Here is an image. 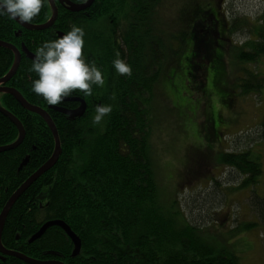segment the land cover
I'll return each mask as SVG.
<instances>
[{"label": "trees", "instance_id": "obj_1", "mask_svg": "<svg viewBox=\"0 0 264 264\" xmlns=\"http://www.w3.org/2000/svg\"><path fill=\"white\" fill-rule=\"evenodd\" d=\"M68 1L82 4L88 0ZM154 2L156 0H94L90 8L72 11L56 0L58 19L50 29L40 31L27 30L7 15L0 16V40L14 44L22 52L18 70L5 85L22 92L20 94L32 105L47 108L57 125L62 147L57 163L28 187L9 211L2 232V245L6 249L38 260L53 259L65 264H240L239 256L229 246L203 239L199 235L200 226H194L184 219L178 202L173 201L166 209L158 195L149 143L154 116L152 99L155 94L153 88L160 81L161 68H164L163 61L168 60L169 56L158 52V45L162 43L164 46L163 38L155 39L147 32L144 34L143 21L139 22L142 17L136 15L138 6H145L146 13ZM133 6L135 17L130 16ZM52 11L47 0L31 23L48 22ZM125 11H129L130 15ZM119 12L130 18L127 19L125 31L116 19ZM105 16L111 19V42L117 51L112 55L103 53L105 48L101 46L103 43L100 39L95 48V42L92 43L94 35L91 43L85 41L84 48L86 60H96L101 70L105 65L102 63L107 59L104 86H94V93L89 97H83L79 92L73 93L71 97H81L87 103L83 116L72 119L56 109L51 110L52 105L31 89L36 74L30 72L29 68L36 49L43 41L58 38L59 32L69 31L73 24L90 26L93 20L101 21ZM208 16L210 27L205 25L206 18L202 17L196 20L198 22L192 31L194 36L190 43L189 38H180L178 42L181 46H190L189 52L185 48L188 59L196 61L198 55L191 52L195 50V37L199 35L203 39V47L211 51L205 55L209 58L206 81L208 83L209 78H213L211 82L216 88L213 91L222 96L223 102L229 98L225 94L229 78L227 57L235 58L233 64H245L255 62L264 55V27L258 30V39L239 46L231 38L228 41L226 25L220 19L221 36L217 38V18L215 22L212 13ZM199 27L206 36L196 32ZM203 28H213L211 40ZM117 53L131 65V76L109 69L113 65L110 58L115 59ZM154 54L158 59L156 62L151 61ZM14 60L15 52L0 46V77L7 75ZM212 65L215 66L213 73L210 72L214 68ZM173 70L170 80H163L165 83L169 81L170 85L178 75V71ZM197 70L185 68L183 77L188 88L192 86ZM245 74V78H236L235 88L239 87L244 95L260 91L263 87L260 75L249 71H245ZM219 80L225 81L224 86L219 85ZM97 104H111L112 112L104 118L102 125L93 126L91 121ZM80 105L78 101L66 100L60 106L76 109ZM0 106L17 116L26 130L20 146L0 153L1 215L15 190L54 154L56 141L45 119L20 105L14 95L0 92ZM261 126L264 133V121ZM214 132L217 134L218 128ZM18 137V127L0 111V147L12 144ZM219 161L229 164L233 170L245 176L240 184L243 188L253 187L264 172L260 156L250 150L221 152ZM254 192V209L259 221L264 222V192L261 196L256 194L258 191ZM59 219L65 221L80 238V255H73L74 242L60 226H51L39 239L29 241L48 220ZM254 225L256 223L252 222L246 228ZM1 253L0 264H28L20 257Z\"/></svg>", "mask_w": 264, "mask_h": 264}, {"label": "rangeland", "instance_id": "obj_2", "mask_svg": "<svg viewBox=\"0 0 264 264\" xmlns=\"http://www.w3.org/2000/svg\"><path fill=\"white\" fill-rule=\"evenodd\" d=\"M125 12L129 14V11ZM210 13L215 22L217 18L216 31L220 29V19L226 25L228 41L231 38L239 46L258 39V30L264 27V0H156L147 9L145 19L139 21H143L144 34L147 31L151 38H163L165 49L162 43L157 49L160 55L167 53L169 56L163 61L164 68H161L160 81L153 88L155 94L152 99L154 116L149 143L158 195L166 209L173 201L178 202L184 219L200 226L199 235L207 242L229 246L239 256L240 264H264V222L259 221L252 201L254 191H258V196L264 192V172L253 187L243 188L240 184L245 176L219 161L221 152L250 150L260 156L264 170V133L261 126L264 121V55L245 64H233L235 58L227 57L229 78L225 94L229 98L222 102V96L213 91L216 89L211 82L213 78H209L208 83L206 81L209 58L205 55L211 51L203 47L204 41L198 35L192 53L198 55L199 68L196 76L194 73L192 86L188 88L183 76L189 57L186 50L189 52L190 46H181L178 41L189 38L190 43L196 20L202 17L206 18L205 25L210 27ZM130 16L136 15L132 13ZM116 19L122 30L127 26V19L130 20L121 12ZM110 21V17L105 16L101 21L93 20L83 29L86 43H91L94 35V47L100 39L101 46L105 48L103 53L112 55L117 50L112 47L113 27ZM201 28L196 32L206 36ZM203 29L211 40L213 28ZM152 57V62L158 60L155 54ZM110 59L111 62L114 60ZM107 63V59L102 63L105 64L103 74L108 71ZM212 64L219 66L218 63ZM213 67L211 73L215 71ZM174 68L178 75L172 78L171 85L166 82L167 87L163 80H170ZM109 69L116 72L113 65ZM245 71L260 75L263 80L260 91L244 95L239 87L235 88L236 78H245ZM223 82L219 80V85L224 86ZM216 128L217 134L214 132ZM252 222L256 225L246 228Z\"/></svg>", "mask_w": 264, "mask_h": 264}, {"label": "clouds", "instance_id": "obj_3", "mask_svg": "<svg viewBox=\"0 0 264 264\" xmlns=\"http://www.w3.org/2000/svg\"><path fill=\"white\" fill-rule=\"evenodd\" d=\"M46 2L47 0H0V16L7 15L10 19L30 23L39 15ZM84 48L85 31L75 24L62 36L43 41L36 49L29 68L30 72L36 74L31 82L32 91L49 105H61L74 92L89 97L94 93V86L103 87L105 76L94 61L86 60ZM112 64L120 75H132L131 65L121 59L119 53ZM111 112V104H97L92 125H102L104 118Z\"/></svg>", "mask_w": 264, "mask_h": 264}, {"label": "water", "instance_id": "obj_4", "mask_svg": "<svg viewBox=\"0 0 264 264\" xmlns=\"http://www.w3.org/2000/svg\"><path fill=\"white\" fill-rule=\"evenodd\" d=\"M94 0H88L87 2H84L82 4H76V3H70L69 2V7L70 9H72L73 11H82L84 9L90 8L92 3ZM68 3V2H67ZM50 4L51 7L53 8V14L50 17V20L46 23H42L40 25H35L27 22H21L19 19H15L17 22H19L24 28L28 29V30H40V29H47L50 28L55 21L57 20V16H58V12H59V8H57V5L55 4V0H50ZM64 33L59 32L58 35L59 37L62 36ZM0 45L7 47V48H11L13 50V52H15V60H14V65L12 66V68L10 69V71L7 73V75H5L4 77H0V92L1 93H8V94H12L16 97V99L18 100L20 105H23L26 109L30 110L31 112H35L38 115H41L43 117V119H45V121L47 122V125L50 126L53 136H55V141H56V150L54 152V154L50 157V159L48 161H46V163L44 165H42L41 167L38 168V170H36V172L34 174H32L31 176H29L25 183H23L17 190H15V193L8 199L5 207L3 208V210L1 211V215H0V251L2 252V254L4 255H12V256H16V257H20L22 260H24L26 263H30V264H65L64 262H60L57 260H37L33 257L24 255L21 252H17V251H13L10 249H6L4 245H2V232L4 230L5 227V222L7 219V216L9 214V211L11 210V208L14 206V204L16 203V200L21 197L25 192L26 189L28 187H30L33 183L36 182V180L41 177L43 174H45L48 170L52 169V167L57 163V161L59 160V156L61 154L62 151V147H61V143H60V136L58 135V129H57V125L54 124L53 119L51 117V115L46 111L43 110L42 108L35 106V105H30L28 103V101L25 99V97L20 94L19 91H17L15 88L13 87H8L5 85V83H7L16 73V71L18 70L19 66H20V61H21V57H22V53L19 52V50L13 46L12 44H10L9 42H4V41H0ZM32 55H30L31 57ZM68 100H78L81 105L79 107H77L76 109H69L67 107H63L60 105H52L51 108L52 109H56L57 111L63 113V114H67L70 118L75 119L76 117L79 116H83L85 114L86 108H87V103H85L84 100L80 99V98H67ZM0 111H2L7 117H9L11 119V121L14 122V124L16 125V127H18L19 130V139L16 140L15 142H13V144H8V145H2L0 147V153H2L3 151L6 150H12L13 148L19 146L21 143H23L24 139H25V134H26V130L25 127H23L21 121L18 119L17 116H15L14 114H11L10 112H8L4 107L0 106ZM51 226H60L63 228V230L68 234V236L70 237V239L72 240V242H74V250H73V255L74 256H78L80 255V251L82 248V242L80 240V238L78 237V235L72 231L71 227L68 226V224L63 221V220H48V222H46L39 230L38 232H36L35 235H33L29 241H35L37 239H39L41 236H43L45 234V232L49 229V227Z\"/></svg>", "mask_w": 264, "mask_h": 264}, {"label": "flooded vegetation", "instance_id": "obj_5", "mask_svg": "<svg viewBox=\"0 0 264 264\" xmlns=\"http://www.w3.org/2000/svg\"><path fill=\"white\" fill-rule=\"evenodd\" d=\"M59 2H62V3H64L67 7H69V2L70 1H68V0H59ZM68 2V3H67ZM73 3V2H72ZM58 8V7H57ZM70 8V7H69ZM70 10H72V9H70ZM85 10V9H84ZM144 10V11H143ZM73 11V10H72ZM141 12H143V13H141ZM133 13L135 14V11H134V6H133ZM59 14V13H58ZM136 15H138V17H142L143 19H145V17H146V15H145V6H143V5H140V7L138 6V8H137V13H136ZM58 17V16H57ZM58 19V18H57ZM56 22V21H55ZM54 25V24H53ZM52 25V26H53ZM51 26V27H52ZM50 27V28H51ZM50 28H48V29H50ZM147 32V31H146ZM59 36V35H58ZM198 36V35H197ZM220 36H221V33H220V31L218 30L217 31V37L218 38H220ZM191 52H192V50H191ZM196 53V52H195ZM197 54V53H196ZM187 67H189V68H191V67H193V68H199L198 67V59L196 60V61H193V60H189L188 59V61L186 62V64H185ZM75 101H78V100H75ZM79 102V101H78Z\"/></svg>", "mask_w": 264, "mask_h": 264}, {"label": "bare ground", "instance_id": "obj_6", "mask_svg": "<svg viewBox=\"0 0 264 264\" xmlns=\"http://www.w3.org/2000/svg\"><path fill=\"white\" fill-rule=\"evenodd\" d=\"M59 13V12H58ZM32 24H34V23H32ZM40 24H42V23H40ZM40 24H35V25H40ZM48 29V28H47ZM28 30V29H27ZM40 30H44V29H40ZM40 30H38V31H40ZM0 41H2V40H0ZM10 43V42H9ZM10 44H12V43H10ZM13 46H15L14 44H12ZM0 46H2V45H0ZM2 47H4V46H2ZM16 47V46H15ZM5 48H7V47H5ZM17 48V47H16ZM9 49V48H8ZM11 49V48H10ZM18 49V48H17ZM12 50V49H11ZM19 50V49H18ZM13 51V50H12ZM10 81V80H9ZM12 87V86H11ZM20 93H22V92H20ZM8 94V93H7ZM12 95V94H11ZM15 97V96H14ZM75 97H77V98H80V99H82L81 97H78V96H75ZM75 97H70V98H75ZM16 98V97H15ZM26 99V98H25ZM17 100V99H16ZM27 100V99H26ZM82 100H84V99H82ZM18 101V100H17ZM28 101V100H27ZM70 101H75V100H70ZM30 105H32L30 102H28ZM33 105H35V104H33ZM35 106H38V107H40V108H42L43 110H46L47 112H48V110H47V108H45V107H41V106H39V105H35ZM51 108V107H50ZM7 110V109H6ZM50 110V109H49ZM51 110H52V108H51ZM55 110V109H54ZM8 111V110H7ZM30 111V110H29ZM57 111V110H56ZM9 112V111H8ZM49 113V112H48ZM50 114V113H49ZM13 144V143H12ZM10 145V144H9ZM21 145V144H20ZM19 145V146H20ZM42 227V226H41ZM3 243V242H2ZM8 249V248H7ZM16 251V250H15ZM2 254V253H1ZM4 255V254H3ZM8 255V254H7ZM7 255H5V256H7ZM15 257V256H14Z\"/></svg>", "mask_w": 264, "mask_h": 264}]
</instances>
